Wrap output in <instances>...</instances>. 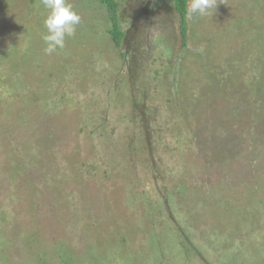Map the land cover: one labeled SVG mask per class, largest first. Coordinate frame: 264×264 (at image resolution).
Returning a JSON list of instances; mask_svg holds the SVG:
<instances>
[{"label": "rangeland", "instance_id": "rangeland-1", "mask_svg": "<svg viewBox=\"0 0 264 264\" xmlns=\"http://www.w3.org/2000/svg\"><path fill=\"white\" fill-rule=\"evenodd\" d=\"M138 1L119 2L124 30ZM217 2L182 49L177 17L142 25L178 49L149 148L121 131L143 69L115 71L104 5L70 0L81 24L46 55L41 0H0V264H264V0Z\"/></svg>", "mask_w": 264, "mask_h": 264}, {"label": "trees", "instance_id": "trees-1", "mask_svg": "<svg viewBox=\"0 0 264 264\" xmlns=\"http://www.w3.org/2000/svg\"><path fill=\"white\" fill-rule=\"evenodd\" d=\"M96 1L104 5L106 8L105 13L110 23L109 27L106 30L110 35L113 45L117 47V49H120L119 54L122 58L118 57V55L113 52V54H116V57L120 59L121 63L120 67L115 71L118 73L121 70V67L123 68L124 61L128 65L131 56H133L135 62L138 63L143 69L142 75L134 76L133 78L127 76L125 78V82L127 86H129L127 90V102L129 103L128 109L130 111L133 110L134 114L127 116L129 118L130 123H127L125 126L126 128L122 129L121 131L124 132V136H126V142L136 140V136L139 135V137L143 136V138H147L148 147L152 148L153 141L155 140L154 137L157 136L159 133V130L157 129L158 122L156 120L159 112V107L157 104L159 92L158 88L160 85L159 78L162 79V84H164L165 81L166 86L169 88L170 94L173 93V85L176 83L174 77L172 78V76L170 75L171 72L168 73L167 77H162L160 70L163 65H168L171 56L176 53L178 49L176 50L175 43L173 41L175 34L174 32L166 31L164 29V26H162L161 30L157 33L153 32L152 29L149 30L148 28L146 34H143L142 25L146 24L145 20H150L154 17H157L155 15H159V18L177 17V29L179 30L181 38L180 48L182 49L186 46H189L187 40L190 39L189 35L190 32H192V29L190 31L188 30L187 23L186 7L188 0H155L154 4L151 0H141V2H139L140 0H130L131 4L134 3V1H138L141 5L134 8L131 14H128L132 21L127 30H124L122 28L121 21L119 19V2H121V0ZM152 4L154 8H152ZM157 20L158 19H155L154 23ZM147 23L148 25H150L151 21H147ZM169 24L171 26L173 25V19L169 20ZM164 31L168 35V40H161L156 43V37H158ZM136 36L139 39L143 38L147 44L143 46L141 44L139 45L136 40ZM162 45L172 46L173 53L167 55L168 51L165 48L161 47ZM139 47L140 50H138ZM148 47L151 51H153L154 55L147 53L146 57H149L151 62L153 61L155 63L161 60V66L157 64V66L153 70L152 75L149 71L145 69V67H143V56L144 52ZM142 48L144 49L143 51ZM130 50H133V52L131 53ZM101 57H103L102 54L100 58ZM170 70L172 72L174 71L172 65H170ZM190 70L191 69L189 67V73ZM108 72L112 74V72H114V69L110 66ZM189 73H187L188 76L190 75ZM149 78L152 79L148 81ZM93 80L94 82H97V80ZM0 101H3L1 94ZM166 104L167 100H165V105ZM134 133H138V135H133ZM156 142L158 143V141ZM128 147L131 148V145L129 144Z\"/></svg>", "mask_w": 264, "mask_h": 264}, {"label": "clouds", "instance_id": "clouds-1", "mask_svg": "<svg viewBox=\"0 0 264 264\" xmlns=\"http://www.w3.org/2000/svg\"><path fill=\"white\" fill-rule=\"evenodd\" d=\"M46 9L44 28L46 30L42 39L45 44L46 55L56 53L58 49L65 47L66 38L76 35L77 26L81 24V16L74 9L70 0H41ZM217 0H188L186 15L188 19L213 16L217 8ZM103 102L105 100L103 98ZM99 99H96L100 104ZM95 101V102H96ZM95 102H92L95 104ZM108 106V104H104Z\"/></svg>", "mask_w": 264, "mask_h": 264}]
</instances>
